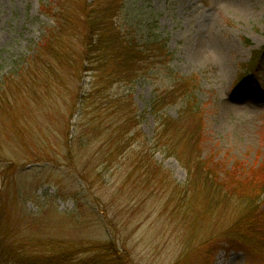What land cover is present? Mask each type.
<instances>
[{
  "label": "rangeland",
  "instance_id": "obj_1",
  "mask_svg": "<svg viewBox=\"0 0 264 264\" xmlns=\"http://www.w3.org/2000/svg\"><path fill=\"white\" fill-rule=\"evenodd\" d=\"M48 3L0 0V191L13 233L25 227L69 240L113 238L133 264H264V250L232 247L226 240L233 208L210 210L198 197L178 209L171 194L173 181L187 185L186 163L200 153L218 162L221 176L237 162L248 168L263 161L264 0H123L116 21L126 36L142 45L151 37L166 41L172 60L114 88L103 89L100 82L92 95L94 78L82 67L78 39L55 81L43 79L44 69L30 75L43 57L46 34L56 28V18L45 12ZM175 74L193 77L204 122L197 147V136L181 134L197 128L186 116L173 153L164 137L155 139L157 125L163 116L179 118L189 95L158 112L150 102ZM117 97L133 102L141 137L127 152L96 161L92 154L106 147L102 136L89 145L85 135L83 142L74 139L91 133L89 123L111 129ZM143 148L168 171L170 188L147 187L136 175L128 179L131 155ZM72 153L79 154L75 163ZM95 165L91 180L80 177Z\"/></svg>",
  "mask_w": 264,
  "mask_h": 264
},
{
  "label": "trees",
  "instance_id": "obj_2",
  "mask_svg": "<svg viewBox=\"0 0 264 264\" xmlns=\"http://www.w3.org/2000/svg\"><path fill=\"white\" fill-rule=\"evenodd\" d=\"M49 2L44 7L45 12L56 18V28L46 34L39 49L43 57H38L39 64L35 65L30 75L44 69L43 74L46 77L42 75L41 78L51 81V77L48 76H53L55 81L59 76V67L64 66L70 58L69 53L76 39L78 48L80 46L82 49L79 54L82 67L94 78L90 95L99 91L100 82L103 89L110 85L114 88L115 85L132 82L143 74L166 67L172 60V53L166 41L151 37L142 45L135 38L126 36L116 21V16L122 11L123 0H92L90 3L87 0ZM193 82L191 76L175 74L169 84L150 102L151 110L158 112L175 100L177 102L184 99L186 94L189 95L179 118L163 116L157 125L158 138L155 139L161 140V136L162 139L164 137L167 143L163 144H166L167 149L173 153L176 152L178 143H175V140L181 136L178 135L181 132L179 129L181 122L186 116L193 118L197 128L195 131L181 134H190V139L197 136L194 141L197 147L201 140L198 134L202 130L204 119L202 109L192 92ZM3 90H5L3 98H9L6 88ZM114 104L116 108L114 114L117 117L111 129L102 126L101 122L97 127L89 123L86 129H91V133L84 132L74 139L83 142L85 135L87 139L84 145L86 143L89 145L98 138L100 140L102 136L106 147L101 153L92 154L96 161H109L113 156L127 152V148L141 137L138 114L131 99L117 97ZM170 129L177 130V133L174 130L172 136ZM72 150L73 146L70 147V152ZM9 155L10 153L6 157L9 158ZM70 155L73 156L72 161L75 163L79 154ZM29 156L28 154L26 158L29 159ZM131 156L134 157L133 170L128 171V179L136 175L139 182L142 180L148 182L147 187L150 185L153 188H170V182L167 183L164 177L166 172V176L168 175V171L157 164L154 153L143 148ZM10 160H15V156L11 154ZM189 160L186 163L190 177L187 185L173 181L171 186V194L177 199L178 209L194 205L198 197L201 198V204L204 206L206 204L210 210L220 206L233 208L236 218L230 229L223 233L227 234L226 240L232 247L244 244L243 246L256 253L258 250H264V158L255 167L246 168L237 162L232 168L227 169L223 176L215 169L218 162H209L211 159L203 158L202 153L198 154L197 161L193 158ZM96 165L92 169H85L86 173H80V177L85 181L91 180L92 175L97 173ZM189 185L193 186V194H189ZM4 202L0 191V264H133L129 254L122 250L113 238L103 241L69 240L49 234L47 236L40 229V232H33L25 227H20V231L15 234L11 219L4 209Z\"/></svg>",
  "mask_w": 264,
  "mask_h": 264
}]
</instances>
